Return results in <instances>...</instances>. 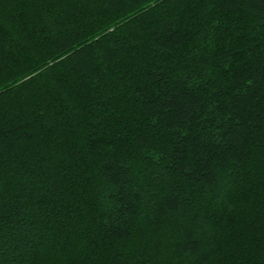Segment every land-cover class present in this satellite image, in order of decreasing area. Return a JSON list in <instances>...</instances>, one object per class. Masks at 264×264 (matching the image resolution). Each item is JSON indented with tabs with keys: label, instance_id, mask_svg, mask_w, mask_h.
<instances>
[{
	"label": "trees",
	"instance_id": "16d2710c",
	"mask_svg": "<svg viewBox=\"0 0 264 264\" xmlns=\"http://www.w3.org/2000/svg\"><path fill=\"white\" fill-rule=\"evenodd\" d=\"M0 264H264V0H0Z\"/></svg>",
	"mask_w": 264,
	"mask_h": 264
},
{
	"label": "snow or ice",
	"instance_id": "6c2138e0",
	"mask_svg": "<svg viewBox=\"0 0 264 264\" xmlns=\"http://www.w3.org/2000/svg\"><path fill=\"white\" fill-rule=\"evenodd\" d=\"M229 3H231V0H228ZM249 83H251V81H249Z\"/></svg>",
	"mask_w": 264,
	"mask_h": 264
}]
</instances>
